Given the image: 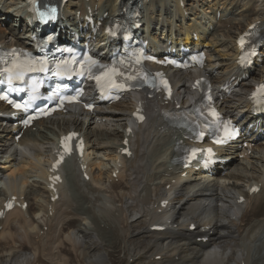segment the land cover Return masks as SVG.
I'll list each match as a JSON object with an SVG mask.
<instances>
[{
  "label": "bare ground",
  "instance_id": "6f19581e",
  "mask_svg": "<svg viewBox=\"0 0 264 264\" xmlns=\"http://www.w3.org/2000/svg\"><path fill=\"white\" fill-rule=\"evenodd\" d=\"M129 1L139 6V32L150 44L166 49L168 42L182 41L205 50L207 65L200 76L211 81L224 116L240 127L254 123L257 131L264 130V114L252 116L248 100L251 84L264 77V43L259 49L262 60L248 71L247 81L234 86L229 95L218 90L219 84L233 85L247 73L236 64V38L252 24L264 30V0H193L189 4L188 0H67L64 17L69 28L64 33L73 30L87 37L84 16L89 10L96 21L102 18L105 23ZM16 4L0 0V20L5 18L11 26L7 31L0 30V42L27 47L30 29L24 27L18 39L14 37L16 30H12L15 22L21 21L23 0H16ZM193 34L194 44L190 40ZM96 39L105 40L101 35ZM193 80L189 72H173L171 101L161 106L157 97L145 100L147 121L132 128L128 138L130 158L119 157L117 152L124 148L121 144L135 103L132 97L109 107L97 106L92 112L74 108L63 116L40 121L34 131L25 130L17 144L12 132L18 127L0 121V160H4L0 162V208L9 196L28 204L26 211L13 210L0 220V264H135L141 259L146 264H264V142L255 140L259 134L249 137L242 133V141L252 145L251 154L239 159L246 149L232 146L235 152H228L227 173L218 182L216 175L207 178L170 163L172 140L180 139L181 132L162 124L159 112L175 110L177 104L183 106ZM4 110L0 105V111ZM90 124L94 131L88 133ZM71 130L86 145L89 180L82 178L74 162L69 178L81 207L74 203L76 193L67 194L66 180L58 186V200L51 203L46 181L56 140ZM116 170L118 182L112 183L111 175ZM252 185H259L260 190L250 195ZM240 196L245 198L241 204L237 202ZM154 225H162L165 230L152 233ZM191 225L195 230H190ZM43 227L46 231L40 234ZM200 237L207 242L197 243ZM141 238L151 239L150 255L141 252L138 256V248L132 249ZM77 241L82 244V252L76 250L80 246ZM258 241L261 246L256 248V255ZM95 242V252L89 253L86 249L94 247ZM102 242H108V250L98 248Z\"/></svg>",
  "mask_w": 264,
  "mask_h": 264
},
{
  "label": "rangeland",
  "instance_id": "374dc122",
  "mask_svg": "<svg viewBox=\"0 0 264 264\" xmlns=\"http://www.w3.org/2000/svg\"><path fill=\"white\" fill-rule=\"evenodd\" d=\"M13 2H14V5H17L16 4V0H12ZM7 27H8V29H9V27H11L10 26V24L9 23H6V24H3V25H1L0 26V28H6L7 29ZM13 28H15V27H13ZM18 30H19V28H18ZM22 30H19V31H17V33H16V36L17 35H20V32H21ZM119 126V125H118ZM93 130V128H92V126H90V127H88V129H87V132H91ZM119 131V130H118ZM112 137V136H111ZM71 177V176H70ZM69 177V178H70ZM69 178H68V181H67V183L69 182H71L70 180H69ZM34 180V179H33ZM29 181H31V179H29ZM68 183V188L70 187V186H72V183H71V185ZM70 192H72L71 194L69 193V191H67L68 192V194L69 195H71L72 196V194H74V193H76V191L74 190V188L73 187H70ZM74 192V193H73ZM75 195H76V199H77V201H76V199L74 198V203L76 204V205H79V207H81L82 205H81V203H79L80 202V200H79V197H78V195H77V193L76 194H74L73 195V197H75ZM76 201V202H75ZM79 201V202H78ZM77 202H78V204H77ZM81 205V206H80ZM85 206V205H84ZM83 206V207H84ZM135 226V225H134ZM58 237H61V235H59ZM144 238H141V239H139L138 241H135L136 242V244H133L132 245V249H135V248H138V250H139V253H138V256H140V253L141 252H147V255H150V252H151V250L150 249H148V247H149V241L151 240V239H145V240H143ZM78 242V241H77ZM96 244H95V246L94 247H91V248H88V249H86L89 253H94L95 252V249L97 248V242H95ZM55 244H57V243H55ZM78 244L80 245L79 247H77V252L79 251V252H82L83 251V247H82V244L81 243H79L78 242ZM102 245H105V246H102ZM108 242H102V243H100V246H98V248L100 249V250H102V251H104V250H108ZM66 259L69 261V259H70V257L69 256H67L66 257ZM253 259H255V257L253 258ZM252 259V260H253ZM71 260V259H70ZM138 263H144V264H146V262H145V260H143V259H141V260H139V261H137L135 264H138ZM96 264H100V263H96ZM105 264H107V263H105Z\"/></svg>",
  "mask_w": 264,
  "mask_h": 264
},
{
  "label": "snow or ice",
  "instance_id": "6c2138e0",
  "mask_svg": "<svg viewBox=\"0 0 264 264\" xmlns=\"http://www.w3.org/2000/svg\"><path fill=\"white\" fill-rule=\"evenodd\" d=\"M52 12L54 13L55 10L53 9ZM241 44H243V41H241ZM193 59H196V58L194 57ZM35 63H38V64L41 65V68H40L41 71L46 70L45 62H44V61H37V62H35ZM16 66H17V65H15V64L13 65V67H16ZM57 67L60 68L61 65H57ZM29 70H34V69L29 68ZM8 71L11 72L12 70H11V69H8ZM84 71H85V67H84L83 65H81V67H80V69H79L80 74H83ZM87 71L91 72V66L87 69ZM94 79H96L97 83H100L102 79H105V80L111 85V87H113V88L123 89V88L125 87V84H123V83H118V82H116L115 80H113V79L111 78V75H109L108 72H105V73H103L102 75H97V76L94 77ZM127 79H128V80H134V79H136V77H135V76H129V77H127ZM9 80L11 81V75L9 76ZM161 83L163 84L164 88L167 90V89H168V84H167V82H166V81H161ZM64 99H65L64 97H61V101H62V102H63ZM75 100H76L75 97H72V98H71V102H75ZM17 107H19V106L17 105ZM31 118H32V117H29V120H30ZM138 118L142 119V117H138ZM25 123L27 124L28 121L26 120ZM68 139H71V136H70ZM218 142H219V141H218ZM62 143H63V142H62ZM65 151H68L67 146H65ZM62 158H63V157H61V159H62ZM57 163H59V161H57ZM54 168H55V166H54ZM55 179H58V177L55 178ZM253 190L255 191V189H253ZM9 207H10V205H9Z\"/></svg>",
  "mask_w": 264,
  "mask_h": 264
}]
</instances>
